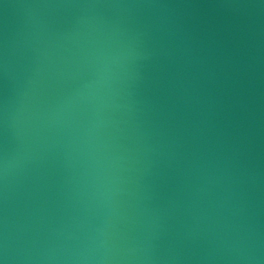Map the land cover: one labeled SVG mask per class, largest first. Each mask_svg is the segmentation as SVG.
Masks as SVG:
<instances>
[{
  "label": "water",
  "instance_id": "95a60500",
  "mask_svg": "<svg viewBox=\"0 0 264 264\" xmlns=\"http://www.w3.org/2000/svg\"><path fill=\"white\" fill-rule=\"evenodd\" d=\"M2 264H264V0H0Z\"/></svg>",
  "mask_w": 264,
  "mask_h": 264
},
{
  "label": "snow or ice",
  "instance_id": "6c2138e0",
  "mask_svg": "<svg viewBox=\"0 0 264 264\" xmlns=\"http://www.w3.org/2000/svg\"><path fill=\"white\" fill-rule=\"evenodd\" d=\"M0 264H2V262H0Z\"/></svg>",
  "mask_w": 264,
  "mask_h": 264
}]
</instances>
